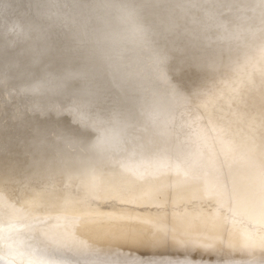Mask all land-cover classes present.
Listing matches in <instances>:
<instances>
[{
	"label": "bare ground",
	"instance_id": "obj_1",
	"mask_svg": "<svg viewBox=\"0 0 264 264\" xmlns=\"http://www.w3.org/2000/svg\"><path fill=\"white\" fill-rule=\"evenodd\" d=\"M180 20L171 44L191 45L205 61L220 48L207 63L183 65L178 78L188 90L149 67L162 68L160 55L168 49L177 54L167 44L154 47L150 61L143 62L142 48L119 54L121 42L141 47L143 38L166 32L164 22ZM132 67L138 75L129 73ZM81 78L83 86L68 87L67 95L59 91L58 81ZM219 99L231 108L229 116L218 112ZM29 103L33 113H47L44 121L20 115ZM149 107L159 110L157 121H150ZM57 109L77 123L81 131L74 137L50 134V114ZM121 109L130 119L123 127ZM117 137L133 138L122 151L129 156L124 169L113 164L121 154ZM11 141L29 155L23 190L34 213L16 223L9 219L19 208L7 154ZM186 159L192 163H182ZM139 188L147 196L141 205H154L147 213L126 215L102 201L113 190L129 208L141 206ZM180 190L186 191L179 215L184 220L167 219ZM103 207L109 210L103 213ZM59 210L63 221L50 223ZM148 211L155 222H144ZM136 215L157 234L130 245L128 235L135 238L147 226L124 233L130 228L125 221H139ZM83 217L92 224L73 238ZM3 219H9L8 230L0 239L30 264H133L135 257L140 264H264V0H0ZM175 233L191 240L179 245L176 235L170 237ZM61 247L66 250H55Z\"/></svg>",
	"mask_w": 264,
	"mask_h": 264
},
{
	"label": "rangeland",
	"instance_id": "obj_2",
	"mask_svg": "<svg viewBox=\"0 0 264 264\" xmlns=\"http://www.w3.org/2000/svg\"><path fill=\"white\" fill-rule=\"evenodd\" d=\"M177 23H179V25H182L181 23H182V21L180 20V22H176V23H170V22H164V31H166V32H163V33H161V34H159V36H157V37H155V38H152V37H150V39H145V38H143V40H145V43L141 46V47H135L134 49L133 48H130L129 46H128V44L129 43H122L121 42V44H120V47H119V50H120V53L119 54H121V55H123V54H127V53H129V52H133V51H136L137 52V50L138 49H140V48H142V53H143V55L141 54V56H143V57H145L144 58V61L143 62H145V61H147L148 60V53L154 48V47H158V46H163V45H165L166 44V42H165V39L168 37V36H170V37H172V39H173V37H174V35L176 34V33H178L177 31L180 29L181 30V28H179V26H177ZM120 60H118V62H119ZM148 61H150V60H148ZM189 61H187V63H188ZM148 67V66H147ZM150 68H151V71H152V73L153 72H155V73H159V74H161V76H163V68H160V69H155V68H152L151 66H149ZM163 67V66H162ZM224 67V65H222L221 66V68H223ZM148 70H149V68H148ZM134 72V74H137L138 75V70H136V71H134L133 70V67L130 69V71H129V73H133ZM151 72H149V74H150ZM123 73H122V71H120V74L119 75H122ZM217 76V75H216ZM215 76V77H216ZM122 78V77H121ZM123 79H125L124 77H123ZM86 80L84 79V78H81V79H73V80H70V82L68 83V84H66V82L65 81H58V84L61 86L60 87V90L59 91H61V92H63V94L64 95H67V93L69 92L68 90V87L70 88V87H80L81 85L83 86V84H84V82H85ZM60 82V83H59ZM158 88V86H156L155 87V89H157ZM201 91H202V89H201ZM202 93H206L205 91H203ZM209 97V95H207V98ZM68 98H70V94H68V96L65 98V99H68ZM84 99V98H83ZM132 99H139V97H138V95H136V96H134ZM67 101V103L69 104V102H68V100H66ZM211 101V100H210ZM155 102V100H150V105L152 106L153 105V103ZM108 103V102H107ZM212 103H213V105H214V107L216 106V102L215 101H213L212 100ZM219 103L221 104V105H217V110H218V112L221 114V116H222V118L223 117H226V116H229L230 115V107H229V105L227 104V103H222L221 102V100L219 99ZM35 104H31V103H29L25 108H23V111H20V115H22V116H24V117H27V118H34L33 119V122L34 123H36V121H37V119H39L41 122L42 121H44L45 119H46V117H47V113L46 112H43V111H36V113L37 112H40L41 114H43V115H39V114H36V113H33V109H36V107L34 106ZM78 105V104H77ZM109 105V104H108ZM202 105L203 106H207L208 105V102H206V101H203L202 102ZM70 106V105H69ZM103 106V105H102ZM154 106H157V105H154ZM144 107V106H143ZM158 107V106H157ZM47 111H49V110H47ZM144 111H145V109H144ZM144 114H146V111H145V113ZM149 114H151L153 117H151V119H150V121H157V117H158V115H159V110L155 107V108H153V107H149V109H148V114L147 115H149ZM129 112L127 111V110H123V109H121V111H120V114L118 115V118L117 119H119V122H118V125L120 126V127H123V123H129V121H130V119H129ZM157 116V117H156ZM202 116V114H200V116L199 117H201ZM182 118H184L183 116H182ZM141 120H144V118H142V115H140V119H139V121H141ZM183 123H186V121H182ZM212 128H214V126H205L204 127V129L205 130H207V129H211V130H213ZM203 129V130H204ZM12 138V137H11ZM115 140V145L117 146V148L119 149V151L121 152V154L120 155H117V157L115 158V160H114V165H118V166H120V167H122V169H124V168H126L127 167V165H128V163L126 162V159L129 157V156H127V158H123V155H124V153L122 152V151H124L125 150V148L131 143V142H133V138L132 137H127L126 138V140L125 139H120L119 137H117V138H114ZM140 141H141V139L138 137L136 140H135V142L137 143V145L139 146V144H140ZM124 142H125V144H124ZM23 148V146L21 145V144H18V143H16V142H14V141H11V145H10V147H9V149H8V158H9V162H10V164L12 165V170L15 172V175H16V178H15V186L13 187V189L15 188V190H13V193H15V198H16V206H19V208L14 212V213H12L11 214V217H9V219H12V221L11 222H19V221H21V220H23L26 216H28L30 219L32 218V217H34V213H32V208H31V206L29 205V199H28V197L24 194V190H23V187H24V181H25V179L28 177L27 176V174H28V170L26 169V163L28 162V158H29V155L26 153V152H24V150L22 149ZM126 151V150H125ZM122 157V158H118V157ZM181 162V161H180ZM182 163H186V164H190V163H192V161L191 160H189V159H186L185 161H183ZM192 165V164H191ZM185 166V164H180L179 166L180 167H186V168H193V167H195V165L194 166ZM196 166H198V164H196ZM196 169H199V168H196ZM196 169H195V171H196ZM197 172H199V170L197 171ZM200 174V173H199ZM154 189L155 190H160L163 186H162V183H159V182H157V181H155L154 182ZM80 188V186H76V187H72V190L73 191H76L77 189H79ZM107 191H110V190H107ZM116 193H117V191H116ZM116 193H115V191H110V192H108V193H106L105 195H104V199L102 200L104 203H105V205H107V206H109V205H113V206H115L114 207V209L115 210H117V211H128V212H126L125 214L126 215H135V211H136V209H139V211H142L143 213H147V208H149L150 206V208H154L153 206L154 205H152V204H144V205H141L144 201H147V196L145 195V189L144 188H139V189H137L136 190V196H137V198H138V200L140 199L141 200V202H140V205L141 206H136V207H134V206H131V208H129L128 206L129 205H127L126 203H125V201L122 199V198H120V197H118L117 195H116ZM186 193V191H182V190H180L179 191V193H178V195H177V197L174 199V202H171L172 204H173V206H172V211H174V212H171L170 211V213L169 214H167V219H170L171 217H174V218H176V219H181V220H184L181 216H179L180 215V213H182V209H180V207H181V204H180V202L182 203V202H184V199H185V194ZM139 194H143V197L141 198V196L139 195ZM77 197V196H76ZM66 199V197H65V195H63L62 197H61V200L62 201H66L65 200ZM68 200V199H67ZM117 202V203H116ZM113 203V204H112ZM145 203H147V202H145ZM104 205V206H105ZM147 205V206H146ZM176 207V208H175ZM145 208V209H144ZM178 208V209H177ZM100 209H102V211H103V213H105V212H107V210H109V208H107V207H103V208H100ZM134 209V210H133ZM177 209V210H176ZM167 210V209H166ZM167 211H169V210H167ZM180 211V212H179ZM162 212H166V211H162ZM125 214H121V216H126ZM148 214L149 215H151V216H149V217H147V218H145V220H144V222H155V220H153V219H155V216L154 215H152V213H150L149 211H148ZM170 214H172V215H170ZM21 215H25V217H23V216H21ZM176 215V216H175ZM152 216H153V218H152ZM13 217H14V219H13ZM16 217H18V218H16ZM128 217V216H127ZM136 217H137V219L139 220V221H132L131 219L130 220H126L125 222L126 223H128L129 224V226H130V228L128 227L127 228V230H125V232L124 233H126V234H131L132 233V230H134V228H136V227H138V226H140L141 224L142 225H147V224H145V223H142V219H141V217L140 216H137L136 215ZM179 217V218H178ZM84 219H80V221L78 220V222H77V224H76V227L74 228V231L72 232V237L74 238L75 236H77V234L80 232V229L81 228H84V227H87L89 224H92L91 222L93 221V219H91L90 217H88V218H90V219H88V218H86V217H83ZM129 218V217H128ZM9 219H6V220H9ZM6 220H2V222L0 223V225H3V226H5V227H3V230H8V228L6 227L7 225H6V223H5V221ZM49 220V222L51 223V222H53V223H57V225L59 224V223H61V221H63V215H62V212H61V210H59L58 211V213L56 212V214H55V216H52L51 218H49L48 219ZM146 227V228H145ZM144 227V231H142V232H140V233H135V234H133V236H135V238L133 237L132 238V234L131 235H128V237L127 238H130V240H126L127 241V244H130V245H136V244H143L145 241H146V239L148 238V240H149V238L151 237V236H156V234L157 233H155L154 232V230L149 226V225H147V226H145ZM147 227H150V228H147ZM197 231V230H196ZM3 233H5L4 231H0V235L1 234H3ZM16 234V233H15ZM155 234V235H154ZM177 236V239H179L178 241L180 242V244L178 243V241H177V239H174L175 241H177L176 243H178L179 245H184L185 243H187L188 241H189V237H190V235L188 236V235H182V234H170V237H172V238H174V236ZM146 236V237H145ZM176 236H175V238H176ZM181 236V237H180ZM183 236V237H182ZM180 237V238H179ZM186 238V239H185ZM142 239V240H141ZM184 241V239L186 240L185 241V243H182L183 241ZM187 239H188V241H187ZM138 240V241H137ZM144 240V241H143ZM181 240V241H180ZM191 240V239H190ZM141 242V243H140ZM149 247H152V246H149ZM148 247V248H149ZM163 248H164V246H163ZM52 249H54V248H52ZM51 249V250H52ZM55 250H59V251H61L62 252V250H66V248L65 247H61V248H59V249H55ZM29 252H31V251H29ZM41 252H48V251H46V250H42ZM219 261H214V263L215 264H219L218 263ZM131 263H133V262H131ZM135 263V262H134ZM133 263V264H134ZM147 264V262H141V264ZM13 264V263H12ZM135 264H137V263H135ZM138 264H140V262L138 263Z\"/></svg>",
	"mask_w": 264,
	"mask_h": 264
},
{
	"label": "water",
	"instance_id": "obj_3",
	"mask_svg": "<svg viewBox=\"0 0 264 264\" xmlns=\"http://www.w3.org/2000/svg\"><path fill=\"white\" fill-rule=\"evenodd\" d=\"M191 23H188V25H190ZM192 25V24H191ZM170 39V42H167ZM196 40L195 36L194 39ZM166 44L168 47L176 50L177 54H175L173 51H171V49H168L166 51H164L163 53H161L160 59L163 60V73L164 75L169 78V80L172 81H178V75L180 76V71L183 68V65L186 64L189 66V63H187V61L189 62H196L199 65L207 63V61H209L210 59L213 58V54L217 53L220 48L216 47L213 51H211L210 53H208V55H206L204 58L207 59V61L203 60L200 56L198 51L194 50L192 48L191 45H186L184 46V43L181 45L177 46L175 44H171L173 42L172 37L168 36V38L166 39ZM161 60V61H162ZM176 64V68L173 67V63ZM8 83V82H7ZM12 86V85H11ZM26 95H29V90H26ZM59 109L56 110V112L53 114L51 113L50 115L54 116V120H55V124L52 125V127L49 129L50 134L54 137V133L55 130H59L63 133V135H71V136H75L77 132L81 131L78 126L77 123L69 116V114L67 112L61 113L58 111ZM59 112V114H57ZM39 115H43L41 113H38ZM76 141H78V139H76ZM80 141V140H79ZM81 143V142H78ZM82 144V143H81ZM113 260H120L117 258H114ZM135 263H138L140 261L139 257H135L134 259H132Z\"/></svg>",
	"mask_w": 264,
	"mask_h": 264
},
{
	"label": "clouds",
	"instance_id": "obj_4",
	"mask_svg": "<svg viewBox=\"0 0 264 264\" xmlns=\"http://www.w3.org/2000/svg\"><path fill=\"white\" fill-rule=\"evenodd\" d=\"M0 248L5 250L3 254H0V264H12V262L30 264L29 258L24 253L14 252L10 248L6 247L2 239H0Z\"/></svg>",
	"mask_w": 264,
	"mask_h": 264
},
{
	"label": "snow or ice",
	"instance_id": "obj_5",
	"mask_svg": "<svg viewBox=\"0 0 264 264\" xmlns=\"http://www.w3.org/2000/svg\"><path fill=\"white\" fill-rule=\"evenodd\" d=\"M183 73L181 74V77H183ZM177 79H179V82H180V86L182 87V88H184L185 90H188V86H187V84L184 82V80L182 79V78H177ZM177 170H178V172H179V166L177 167ZM3 230V226H0V231H2Z\"/></svg>",
	"mask_w": 264,
	"mask_h": 264
}]
</instances>
